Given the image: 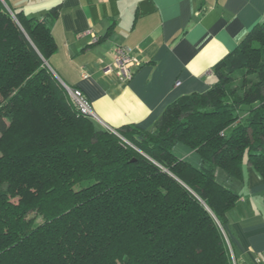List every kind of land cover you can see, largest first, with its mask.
I'll use <instances>...</instances> for the list:
<instances>
[{
  "label": "trees",
  "instance_id": "obj_1",
  "mask_svg": "<svg viewBox=\"0 0 264 264\" xmlns=\"http://www.w3.org/2000/svg\"><path fill=\"white\" fill-rule=\"evenodd\" d=\"M8 6L0 0V264H233L220 225L241 196L217 170L241 178L247 161L264 177V22L214 66L208 90L170 103L152 130L119 127L128 145L47 64L49 24Z\"/></svg>",
  "mask_w": 264,
  "mask_h": 264
},
{
  "label": "crops",
  "instance_id": "obj_2",
  "mask_svg": "<svg viewBox=\"0 0 264 264\" xmlns=\"http://www.w3.org/2000/svg\"><path fill=\"white\" fill-rule=\"evenodd\" d=\"M7 1L49 24L57 50L47 64L84 94L100 127L152 130L170 103L208 90L214 66L264 22V0ZM118 46L132 47L141 63L130 80L113 69ZM187 147L179 156L201 166ZM217 178L241 196L226 225L234 264H264V177L245 161L241 178L223 169Z\"/></svg>",
  "mask_w": 264,
  "mask_h": 264
},
{
  "label": "built area",
  "instance_id": "obj_3",
  "mask_svg": "<svg viewBox=\"0 0 264 264\" xmlns=\"http://www.w3.org/2000/svg\"><path fill=\"white\" fill-rule=\"evenodd\" d=\"M94 40L95 41L97 40V36H94ZM132 50H133L132 47H129V46H118L116 49V53H115V57H114V61H113L112 66H113V69L118 71L120 77L123 80L132 79L133 75H134V70L139 65V60H137L133 56ZM69 90L73 93V96L75 97L77 104L81 106V110L84 114H86L92 118H96V119L100 120V118L97 116V114L91 108V106H90L89 102L87 101L86 97L84 96V94L79 89L70 88ZM104 125L107 128L109 127L111 130L115 131L108 124L104 123ZM123 139L127 142V140L125 138H123ZM224 232H225V230H224ZM226 238H227V235H226ZM227 240H228V238H227Z\"/></svg>",
  "mask_w": 264,
  "mask_h": 264
},
{
  "label": "rangeland",
  "instance_id": "obj_4",
  "mask_svg": "<svg viewBox=\"0 0 264 264\" xmlns=\"http://www.w3.org/2000/svg\"><path fill=\"white\" fill-rule=\"evenodd\" d=\"M140 62H139V65L138 66H140ZM137 66V67H138ZM135 71H136V69L134 70V74H135ZM245 75H246V79H247V84L249 83V81L251 80V79H254L255 78V64H251L248 68H246V71H245ZM134 76V75H133ZM64 87H65V89L67 90V92L72 96V98H73V100L75 101V103H77L76 102V100H75V97L73 96V93L69 90L70 88L68 87V86H66L65 84H64ZM79 106V108H80V111L82 112V110H81V106L80 105H78ZM83 113V112H82ZM88 116V115H87ZM90 117V116H89ZM92 118V117H91ZM93 120H94V118H93ZM97 127H100L98 124H95ZM110 126V125H109ZM112 129H114L115 131H113V130H111L109 127L107 128L105 125H104V127H101V128H103V129H105V130H107L108 132H109V134H112V135H115V136H119L121 139H123V138H125L121 133H120V131H119V128H115V127H113V126H110ZM123 137V138H122ZM124 140V139H123ZM125 141V140H124ZM132 144V142H129V141H127V144L129 145V144ZM134 145V147L136 146L135 144H133ZM185 146V147H187V145H185V144H183V143H177L176 145H175V147H174V151H175V153L177 154V155H179L178 154V149H179V146ZM137 147V146H136ZM188 148V147H187ZM137 149H139L138 147H137ZM139 151H141L140 149H139ZM143 153H145V152H143ZM146 154V153H145ZM147 155V154H146ZM147 157L149 158V159H152V158H150V156H148L147 155ZM181 157V156H180ZM188 159H192V157L191 158H188ZM220 230H221V232H222V234H223V237H224V239H225V242H226V244H227V246H228V249H229V251H230V254H231V258H232V262H233V264H234V261H233V256H232V249H231V247H232V242L230 241V238H229V236H228V234H227V232H226V227L224 228L222 225H220ZM224 230H225V232H224ZM226 235H227V238H228V240H227V238H226ZM231 246V247H230Z\"/></svg>",
  "mask_w": 264,
  "mask_h": 264
},
{
  "label": "water",
  "instance_id": "obj_5",
  "mask_svg": "<svg viewBox=\"0 0 264 264\" xmlns=\"http://www.w3.org/2000/svg\"><path fill=\"white\" fill-rule=\"evenodd\" d=\"M3 2H4V4L6 5V3H5V1L4 0H2ZM7 6V5H6ZM59 79V78H58ZM60 80V79H59ZM61 81V80H60ZM63 83V82H62ZM64 84V83H63Z\"/></svg>",
  "mask_w": 264,
  "mask_h": 264
},
{
  "label": "bare ground",
  "instance_id": "obj_6",
  "mask_svg": "<svg viewBox=\"0 0 264 264\" xmlns=\"http://www.w3.org/2000/svg\"><path fill=\"white\" fill-rule=\"evenodd\" d=\"M67 86V85H66ZM69 87V86H68ZM71 88V87H70Z\"/></svg>",
  "mask_w": 264,
  "mask_h": 264
}]
</instances>
